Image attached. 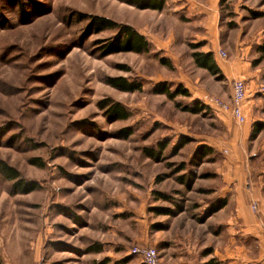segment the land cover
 I'll list each match as a JSON object with an SVG mask.
<instances>
[{
    "label": "rangeland",
    "instance_id": "rangeland-1",
    "mask_svg": "<svg viewBox=\"0 0 264 264\" xmlns=\"http://www.w3.org/2000/svg\"><path fill=\"white\" fill-rule=\"evenodd\" d=\"M179 1L185 0H166L156 14L125 0H0V161L38 187L17 193L0 173V264H144L132 253L135 247L155 248L162 264L211 258L188 237L204 236L196 219L219 184L213 163L230 155L233 128L220 123L215 100L229 104L234 81L211 77L188 55H179V66L170 70L151 45L147 54L102 57L94 42L114 32L86 38V21L78 20L79 14L97 15L139 23L163 40L169 33L185 38L192 34L189 21L171 15ZM218 16L226 55L220 63L251 67L253 75L236 79L247 87L243 113L264 125V56L258 51L264 46V0H229ZM112 77L139 81L143 89L119 91L107 85ZM179 81L189 84L190 98L170 101L151 93L159 82L174 89ZM212 86L218 94H211ZM203 88L211 98L196 100L207 109L183 111ZM104 100L121 103L129 118L112 121L98 107ZM126 128L132 135L122 139ZM184 138L189 142L174 155ZM160 142L168 143L160 162L146 157L143 150H156ZM206 144L216 152L200 161L195 150ZM258 159L263 167L264 155ZM182 164L186 171L176 173ZM178 176L195 178L193 190L177 183ZM154 192L170 201L157 200ZM176 204L183 209L174 217L155 212L176 210Z\"/></svg>",
    "mask_w": 264,
    "mask_h": 264
},
{
    "label": "crops",
    "instance_id": "crops-1",
    "mask_svg": "<svg viewBox=\"0 0 264 264\" xmlns=\"http://www.w3.org/2000/svg\"><path fill=\"white\" fill-rule=\"evenodd\" d=\"M185 1L174 4V10H172L174 14L171 15L179 14L180 17L181 15L186 17L192 31L190 36H185V38L179 36L178 38V36L169 33L170 35L163 40L155 34L154 29L149 30L139 23L127 25L144 36L149 44L156 48L157 53H161L163 57L169 59L173 68L179 66V55H188L190 61L196 66L191 56L193 50L190 49V46L200 45L196 51L212 53L217 66L228 82L231 83L236 79L253 75L251 67L246 66V63L242 62L243 66L240 61L231 60L225 64L220 63V51L222 50L218 27L220 0ZM165 3L166 0H163L161 10H141L160 14L168 5ZM153 15L152 17L157 18V15ZM208 79L210 81L211 78ZM181 83L183 81L179 85ZM215 83L214 85H216ZM184 87L192 95L189 84L185 83ZM211 90L212 95L218 94V88L215 86H212ZM195 94L198 96H195L194 100L200 98L203 101L211 95L204 88L203 91ZM231 96L232 86L230 100ZM216 109L220 123L233 129L228 135L227 148L230 150V155L213 163L212 170L218 176L219 184L213 188L210 199L212 201L226 199V205L206 219L204 223L199 224L204 236H191L188 239L192 238V244L202 246L204 249L214 248L208 257L216 258L221 264H264V161L263 167H261L262 159H258L260 154L264 155V142L259 141L264 129L255 140L249 141L253 124L257 123V120L249 121V117L247 118V113L244 111L243 115L246 121L242 125H238L229 113L219 108ZM210 147L216 152L213 146ZM258 167L262 169L257 170ZM254 202L258 203L256 212L250 209V205ZM208 205L209 203H205V207ZM185 237L187 238V236Z\"/></svg>",
    "mask_w": 264,
    "mask_h": 264
},
{
    "label": "trees",
    "instance_id": "trees-1",
    "mask_svg": "<svg viewBox=\"0 0 264 264\" xmlns=\"http://www.w3.org/2000/svg\"><path fill=\"white\" fill-rule=\"evenodd\" d=\"M127 4L135 6L138 9H152L161 10L163 5V0H125ZM229 0H220L219 7H222ZM78 20L86 21V26L84 27L83 33L86 38L91 35H97L105 31H113L114 35L109 38H104L102 40H96L94 42L100 51L102 57L115 54V53H135V54H147L151 50V46L147 39L137 32L136 29L129 25L118 24L108 18L79 14ZM193 50L192 59L197 68L206 70L211 76L216 77L220 80L223 78L222 73L217 66L212 53H203L196 51L200 45H191ZM260 52V57L264 56V46L258 48ZM159 64L172 70L173 66L169 59L165 57L159 58ZM107 85L126 93L141 92L143 89L142 83L139 81H128L124 77H112L107 79ZM151 93L154 95H164L168 100L175 101L178 96L184 98H190L189 91L183 85H177L174 89L167 82H159L153 86ZM98 107L102 110H106L107 116L112 119V121H122L129 118V111L119 102H114L112 100H104L98 103ZM183 111L188 112L192 115L200 114L207 109L206 106L193 100V104L185 105L182 107ZM264 129L262 123L253 124L252 131L250 133V140L256 139L258 134ZM132 135L130 128L122 130V139H127ZM189 142L188 138H184L178 146L174 149V155H177L178 151L181 150ZM168 146L167 142H160L157 144V149L145 148L144 154L146 157L160 162V158L163 152ZM214 150L207 145H200L196 148L195 154L200 161L204 158L212 156ZM37 160H32V163L41 167L43 164H38ZM181 171H186L184 164L176 168V173ZM0 173L9 181L13 182L14 188L17 193L27 194L36 189H38L35 182L27 181L21 178L20 173L13 167L9 166L3 161H0ZM177 183L184 185L187 191L193 190L195 178L185 179V176H178L176 178ZM212 191V190H211ZM157 200L170 201V198L161 192H154ZM208 207H206L202 214L197 217V223L201 224L211 217L214 213L218 212L226 205V199H217L214 201H208ZM175 206V205H174ZM176 210H171L169 208H157L155 212L158 215H165L174 217L182 212V207L176 204ZM212 249L207 248L202 253L203 257H208L212 254ZM204 264H221L216 258H209Z\"/></svg>",
    "mask_w": 264,
    "mask_h": 264
},
{
    "label": "built area",
    "instance_id": "built-area-1",
    "mask_svg": "<svg viewBox=\"0 0 264 264\" xmlns=\"http://www.w3.org/2000/svg\"><path fill=\"white\" fill-rule=\"evenodd\" d=\"M220 56L225 57L226 55L223 52H220ZM247 87L243 80H235L232 85V96L231 102L229 104L215 100V103L218 107L224 111H228L235 118V120L242 124L245 121L243 115L242 107L246 99ZM258 208L257 203L251 205L253 212H256ZM132 253L141 258L144 264H162L160 261L158 252L155 248L152 247H135L132 250Z\"/></svg>",
    "mask_w": 264,
    "mask_h": 264
}]
</instances>
